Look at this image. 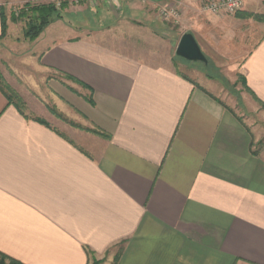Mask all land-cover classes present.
Segmentation results:
<instances>
[{"label": "crops", "instance_id": "crops-1", "mask_svg": "<svg viewBox=\"0 0 264 264\" xmlns=\"http://www.w3.org/2000/svg\"><path fill=\"white\" fill-rule=\"evenodd\" d=\"M41 1L0 0V35L1 13ZM157 2L178 11L175 27L155 23ZM106 4L86 5L102 13ZM262 7L249 0L242 15ZM146 8L144 22L125 18L105 34L78 36L61 18L30 43L22 55L40 80L25 100L46 124L0 91L4 255L22 264H89V255L100 264H264L262 133L223 104L213 81L176 70L196 62L170 57L185 33L214 66L220 49L241 41L239 68L264 123V32L251 33L264 24L204 12L201 0Z\"/></svg>", "mask_w": 264, "mask_h": 264}, {"label": "rangeland", "instance_id": "rangeland-1", "mask_svg": "<svg viewBox=\"0 0 264 264\" xmlns=\"http://www.w3.org/2000/svg\"><path fill=\"white\" fill-rule=\"evenodd\" d=\"M119 1H121V3H124V5H130L129 7L131 8V10H129V13H126L125 15L122 14L123 12L120 9V6H118L119 4H121L119 3ZM156 1L157 0H117V10H111L110 6L112 7L115 2V0H111L107 4L105 3L106 6L104 8V12L102 13L98 12L96 9L92 10L91 8H89V6H87L80 0H42L41 2H37L32 5H40L47 3H54L55 5H58L59 3L65 2L67 6L62 12V20L67 25H70L76 29H80L75 30L71 27L73 33L80 36L84 33L83 31L85 30L86 32L102 30V33L105 34L110 31H106V25H111L113 22L119 24L121 23L120 21L125 18H131L136 22H144L145 20H147V18L145 17V15L142 14V12L148 9L146 8L147 5L149 6L152 2ZM161 6H165V3H154L153 9L150 11V15L152 14L151 16L154 18L155 23L161 24L160 22H163L166 25H169V28L175 27V22H173L174 20L164 19L160 16L158 9ZM23 7H25V5L22 7H14L10 8L9 10H5L3 16L5 28L3 37L0 39V65H4L6 69H0V86L1 88H4V92H8L10 94V100L12 102L17 103L18 107L20 108L23 114L27 116L32 115L31 118L33 120H39L45 123V121L41 120L40 118L33 116L34 112H32L31 110L32 106L27 105V102L25 100L30 95L34 96V87L33 85H31L32 81L39 82L40 79L38 74L34 72L35 67L34 64L31 63V59L28 56L22 55L28 52L27 48H31L32 45L30 43L33 42L25 39L23 36L24 31L28 26V21L31 19L30 17H32L30 12H25L23 10ZM57 7L59 8V6ZM243 9H241V11L237 12L234 15H230V17L242 15V13L244 12ZM254 11L256 13H249L248 15L250 17H247V19L251 21V23H253V21H256L258 23L264 24V22H260L255 18L259 16L264 17V8H258ZM27 17L29 19H27ZM116 17L117 19H115ZM60 25L62 24L59 23L57 24L54 30L48 31L59 33V27H61ZM251 31L250 32L254 35H252V38L258 39L264 32V26H256L253 29L251 28ZM131 33L137 35H133L134 40L139 39L140 42H144L146 40V32L144 30H132ZM236 41L237 43H235L234 45L235 48L233 52L226 51L225 48L224 51L220 49V52H218L222 55L219 58L220 64L217 63V65L214 66V63H211L213 61V58L208 55V64L206 68L204 67L203 63L196 62L195 64L189 63V65L191 66H186V68H182V66H180L182 69L176 70L181 73H184L185 75L191 78H194V75H198L201 77L206 76L209 80L213 81L220 92L219 96L223 104L232 112H234L237 116L245 120V122L250 125L255 124V126L260 129L262 136L259 138L260 143L258 145L259 148L264 150V123L261 118H259V114L261 113V106L256 103L255 99H253V97L250 95L248 89L245 86L244 76L242 70L239 68L240 63L238 61L240 60L239 58L245 54V52L244 49L240 50L242 42L239 40ZM252 44L253 41L250 42V45ZM14 46L17 48H14ZM247 46L249 45L247 44ZM19 47L20 49H18ZM145 47H147V45H145ZM5 50L10 51V54L7 55L6 53H4L3 51ZM162 51L167 54L166 49H163ZM170 52V57L174 58L175 62L181 60L174 55L173 48L170 49ZM6 59H8L9 61L7 62ZM193 66L205 69H192ZM48 110L58 120L64 122L65 124L73 128H79L75 124L66 121L61 114L57 113L54 110V108L48 107ZM95 260L98 261L97 264H100L99 260H97L96 258ZM89 264L92 263L90 262Z\"/></svg>", "mask_w": 264, "mask_h": 264}, {"label": "trees", "instance_id": "trees-1", "mask_svg": "<svg viewBox=\"0 0 264 264\" xmlns=\"http://www.w3.org/2000/svg\"><path fill=\"white\" fill-rule=\"evenodd\" d=\"M67 4L64 3H59V8L54 4V3H47V4H40V5H25V7H23V10L26 12H30L31 19L28 21V26L24 31V38L29 40V41H35L40 35L41 33L53 22L58 21L62 18V12L63 10L66 8ZM3 16L4 14L1 13V35H0V39L3 37L4 34V20H3ZM239 17H250L249 15H237ZM258 21H262L264 22V17L263 16H259V17H255ZM27 19H29L27 17ZM59 79L61 78H65L67 80H72L71 77H69L68 75H64V74H60L59 75ZM245 82V81H244ZM0 90L2 92V94L4 95V97L7 100V104L8 105H13L19 112L22 113V111L20 110V108L18 107L16 102H12L10 100V94L8 92H4V88H1L0 86ZM89 100V99H88ZM90 101V100H89ZM38 121L41 124H45L44 122H41L39 120H35ZM92 132L93 134L96 135H101V133H99L98 131L95 130H87ZM116 260V259H115ZM92 264H97L98 261L95 260V258L91 255H89V263ZM0 264H22L17 260H14L6 255H4L3 253L0 252Z\"/></svg>", "mask_w": 264, "mask_h": 264}, {"label": "built area", "instance_id": "built-area-1", "mask_svg": "<svg viewBox=\"0 0 264 264\" xmlns=\"http://www.w3.org/2000/svg\"><path fill=\"white\" fill-rule=\"evenodd\" d=\"M84 4L91 7L104 2L108 3L111 0H80ZM249 0H201V10L211 13L216 16H230L243 9L244 5ZM264 4V0H260ZM56 6H59L56 5ZM159 14L164 19L176 20L178 18V11L175 8L162 7L159 9Z\"/></svg>", "mask_w": 264, "mask_h": 264}, {"label": "water", "instance_id": "water-1", "mask_svg": "<svg viewBox=\"0 0 264 264\" xmlns=\"http://www.w3.org/2000/svg\"><path fill=\"white\" fill-rule=\"evenodd\" d=\"M175 55L187 62L207 63L206 57L199 48L194 36L190 33L181 36L175 49Z\"/></svg>", "mask_w": 264, "mask_h": 264}]
</instances>
